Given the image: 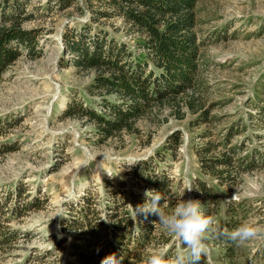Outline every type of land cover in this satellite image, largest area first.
Wrapping results in <instances>:
<instances>
[{
    "label": "rangeland",
    "instance_id": "1",
    "mask_svg": "<svg viewBox=\"0 0 264 264\" xmlns=\"http://www.w3.org/2000/svg\"><path fill=\"white\" fill-rule=\"evenodd\" d=\"M21 1L32 15L24 27L39 30L41 52L37 58L23 54L0 80L2 232L16 235L15 240L7 241L0 234V264H101L103 257L81 260L84 253L95 249L89 244L91 228L70 224L85 221L84 206L88 204L94 209L90 218L110 230L125 212L145 203L132 196L140 194L147 200L145 193L151 191L135 177L141 161H149L151 171L167 173L173 180L172 195L162 203L167 204L165 213H171L182 198L194 199L201 201L205 215L215 218L221 232L245 222L264 225V160H256L249 170L240 162L256 149L264 153V0L197 3V32L206 46L196 90L202 96L203 111H210L208 122L185 109V118L177 119L166 109L159 116L139 120L138 130L122 131L106 140L86 118L65 116L70 102L91 99L86 89L93 73L70 65L71 55L62 38L66 30L90 18L89 0H76L66 9L58 0ZM103 21L99 25L114 32L115 25L123 26L122 18ZM117 34L135 42L122 31ZM176 132L180 146L164 149ZM228 135L232 137L226 143ZM207 144L215 147L210 155H233L234 179L221 184L200 170L197 150ZM232 147L236 152H231ZM198 177L216 186L218 207L210 201L204 204L193 190L188 191ZM26 204L29 206L24 207ZM16 205L18 210H14ZM229 208L237 211L234 217L227 212ZM227 219L235 224L227 225ZM153 221H141L154 225V241L134 254L135 264H145L150 254L164 248L169 255L176 249L175 235ZM226 236L209 234V254L201 264H264V235L242 246Z\"/></svg>",
    "mask_w": 264,
    "mask_h": 264
},
{
    "label": "trees",
    "instance_id": "2",
    "mask_svg": "<svg viewBox=\"0 0 264 264\" xmlns=\"http://www.w3.org/2000/svg\"><path fill=\"white\" fill-rule=\"evenodd\" d=\"M198 1H87L91 10L90 18L75 28L66 30L62 38L66 45L65 51L71 55L70 65L79 71L93 73L92 81L86 89L91 99L87 102H70L65 116L86 118L95 125L94 132L102 140L113 138L122 131L138 130L135 126L139 120L149 115L159 116L160 111L166 109L177 119L185 118V109L194 116L202 115L200 120L208 122L210 111H203L202 96L196 90L203 66L202 48L206 46L204 38L201 39L197 32ZM58 2L66 9L76 3V0ZM11 4L8 0L0 2V80L23 54L37 58L41 52L38 46L39 30L24 27V23L32 18L26 12V5L21 0H15ZM116 17L123 19V26L115 25V32L99 25L100 22L105 23L103 20ZM93 22L97 25L93 26ZM121 31L124 36L133 37L135 42L130 43L118 36L117 33ZM139 36L145 37L144 40H139ZM178 133L168 138L163 145L164 149L177 150L182 143ZM231 137L227 136L226 143ZM213 148V144H207L197 150L200 170L224 184L235 178L231 168L236 160L227 152L219 156L210 155ZM230 149L233 150L231 152H236L237 148ZM256 160H264V153L257 149L241 158L240 162H244L249 170L254 168ZM138 165L140 171L135 172L138 181H144L149 190L163 197V201L166 196L172 195L173 180L167 173L151 171L153 168L149 161H141ZM219 165L223 167L218 169ZM193 184L196 198L201 199L204 204L210 201L219 206L216 186L200 177ZM132 196L137 202L146 200L140 194ZM28 206L26 204L24 207ZM15 207L14 210L19 209L17 205ZM84 208L85 221H72L70 224L80 229L86 226L91 228L89 244L95 249L92 253H81H84L81 258L84 262L115 253L122 258V264H135L132 259L134 254L146 243L154 241V225H144L141 221H157L158 217L155 215L145 217L143 213H137V207H133V212H125L121 220L108 230L104 223H96L95 218H90L89 215L94 213L90 205L87 204ZM233 210L227 209L231 217L237 213ZM2 214L0 212V234L7 241L15 240V232H2ZM117 214L113 215L118 217ZM136 223L137 230L131 234V228ZM225 223L234 225L235 221L227 219ZM224 238L230 240L227 236ZM165 241L168 242L169 238Z\"/></svg>",
    "mask_w": 264,
    "mask_h": 264
},
{
    "label": "clouds",
    "instance_id": "3",
    "mask_svg": "<svg viewBox=\"0 0 264 264\" xmlns=\"http://www.w3.org/2000/svg\"><path fill=\"white\" fill-rule=\"evenodd\" d=\"M136 163V162H135ZM133 164V163H129ZM190 186L188 191H192ZM153 191H147L148 199L144 204L136 208L137 213L155 215L158 221L154 224H162L170 233L177 238L175 251L169 255L168 249L164 248L154 254H150L145 264H201L209 254L207 240L210 233L227 235L237 246L264 235V225L242 223L230 232L220 231L215 218L205 215L202 203L194 199H181L171 213L163 210L167 204L162 205L163 197L158 193L150 195ZM235 198V195L233 196ZM101 264H122V258L113 253L106 256Z\"/></svg>",
    "mask_w": 264,
    "mask_h": 264
}]
</instances>
